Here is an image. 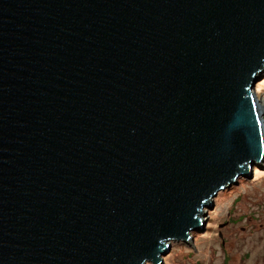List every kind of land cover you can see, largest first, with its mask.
<instances>
[{"label": "water", "instance_id": "water-1", "mask_svg": "<svg viewBox=\"0 0 264 264\" xmlns=\"http://www.w3.org/2000/svg\"><path fill=\"white\" fill-rule=\"evenodd\" d=\"M264 0H0V264H164L264 160Z\"/></svg>", "mask_w": 264, "mask_h": 264}, {"label": "rangeland", "instance_id": "rangeland-1", "mask_svg": "<svg viewBox=\"0 0 264 264\" xmlns=\"http://www.w3.org/2000/svg\"><path fill=\"white\" fill-rule=\"evenodd\" d=\"M259 79L255 95L264 101V72ZM252 174L203 210L204 232L191 233L187 243L171 242L164 264H264V160Z\"/></svg>", "mask_w": 264, "mask_h": 264}, {"label": "bare ground", "instance_id": "bare-ground-1", "mask_svg": "<svg viewBox=\"0 0 264 264\" xmlns=\"http://www.w3.org/2000/svg\"><path fill=\"white\" fill-rule=\"evenodd\" d=\"M255 94H257L256 92H255ZM254 94V95H255ZM256 99H257V95H256ZM257 103H258V105H259V109H260V111L262 112L263 110H264V101H261V99L260 100H257ZM263 113V112H262ZM262 121H263V123H264V116L262 117ZM203 220H204V217L202 218ZM192 240V238L189 240V242Z\"/></svg>", "mask_w": 264, "mask_h": 264}]
</instances>
